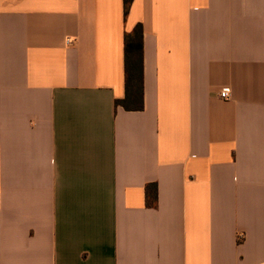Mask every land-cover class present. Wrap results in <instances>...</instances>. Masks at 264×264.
<instances>
[{
  "label": "crops",
  "instance_id": "obj_1",
  "mask_svg": "<svg viewBox=\"0 0 264 264\" xmlns=\"http://www.w3.org/2000/svg\"><path fill=\"white\" fill-rule=\"evenodd\" d=\"M125 1L0 0V264H264V0Z\"/></svg>",
  "mask_w": 264,
  "mask_h": 264
},
{
  "label": "trees",
  "instance_id": "obj_2",
  "mask_svg": "<svg viewBox=\"0 0 264 264\" xmlns=\"http://www.w3.org/2000/svg\"><path fill=\"white\" fill-rule=\"evenodd\" d=\"M125 1V15L129 11V3ZM125 66L127 95L124 100L117 101L128 110H141L144 107L143 86V28L139 24L125 40Z\"/></svg>",
  "mask_w": 264,
  "mask_h": 264
},
{
  "label": "built area",
  "instance_id": "obj_3",
  "mask_svg": "<svg viewBox=\"0 0 264 264\" xmlns=\"http://www.w3.org/2000/svg\"><path fill=\"white\" fill-rule=\"evenodd\" d=\"M71 42V40H68V43ZM220 96L222 99L228 100L230 98V88H224L220 92Z\"/></svg>",
  "mask_w": 264,
  "mask_h": 264
}]
</instances>
